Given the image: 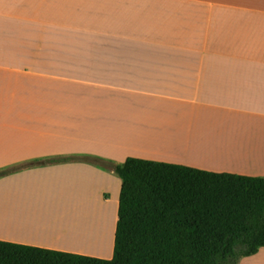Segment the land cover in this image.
I'll list each match as a JSON object with an SVG mask.
<instances>
[{
  "label": "crops",
  "instance_id": "crops-1",
  "mask_svg": "<svg viewBox=\"0 0 264 264\" xmlns=\"http://www.w3.org/2000/svg\"><path fill=\"white\" fill-rule=\"evenodd\" d=\"M77 155L264 176V0H0V168L34 163L0 240L113 258L122 181Z\"/></svg>",
  "mask_w": 264,
  "mask_h": 264
},
{
  "label": "trees",
  "instance_id": "trees-1",
  "mask_svg": "<svg viewBox=\"0 0 264 264\" xmlns=\"http://www.w3.org/2000/svg\"><path fill=\"white\" fill-rule=\"evenodd\" d=\"M113 168L121 179L114 256L102 259L0 240V264H239L264 247V176L128 157L49 158ZM0 169V177L33 166Z\"/></svg>",
  "mask_w": 264,
  "mask_h": 264
},
{
  "label": "bare ground",
  "instance_id": "bare-ground-1",
  "mask_svg": "<svg viewBox=\"0 0 264 264\" xmlns=\"http://www.w3.org/2000/svg\"><path fill=\"white\" fill-rule=\"evenodd\" d=\"M211 150H212V149H211ZM209 151H210V150H209ZM207 153H208V152H207ZM211 153L213 154L212 151H211ZM208 154H209V153H208ZM208 154H207V155H208ZM204 156H205V155H204ZM93 182H94V181H92L91 183L93 184ZM89 184H90V183H89ZM89 184H88V185H89ZM94 186H95V185H94ZM82 188H83V187H81V189H82ZM97 188L100 189L99 186H98ZM97 188H96V190H97ZM81 189H80V190H81ZM90 189H91V184H90ZM94 189H95V188H94ZM94 189H92V190H94ZM80 190H79V191H80ZM87 190H88V189H87ZM87 190L85 189V193H86ZM81 191H84V189H82ZM89 191H90V190H89ZM88 193H91V191L88 192ZM95 193H96V191H94L93 195H94ZM86 194H87V193H86ZM97 195H98V194H97ZM84 197H86V196H84ZM87 197H88V199H89V195H88ZM85 199H86V198H85ZM7 200H9V199H7ZM7 200H6L5 202H7ZM86 200H87V199H86ZM93 200H94V198H93ZM8 202H9V201H8ZM8 202H7V203H8ZM10 202H11V201H10ZM5 204H6V203H5ZM9 204H11V203H9ZM72 205H73V204H72ZM9 206H10V205H9ZM9 206H8L7 208H10ZM86 206H87L86 203H84V207H85V208H86ZM94 206H95V207H94ZM94 206L92 205V206H90V208L88 209L89 212H91L89 215H96V213H95L96 211H95V210H97L98 208H101V207H99V205H97V204L94 205ZM11 208H13V207H11ZM67 208L69 209V207H67ZM85 208H84L83 210H81L80 213H78L77 215H75L74 218H77V216H80V217L85 216V215L87 216L88 214H86V209H85ZM14 209H15V208H14ZM73 209H74V208H73ZM9 210H10V209H9ZM71 210H72V209H71ZM69 211H70V210H69ZM102 211H103V210H102ZM31 212H32V211H31ZM60 212H61V211H60ZM72 212H73V211H71V213H72ZM74 212H75V210H74ZM9 213H11V212L9 211ZM13 213H14V212H13ZM21 213H22V212H21ZM21 213H20V217H21ZM35 213H36V212H35ZM44 213H45V212H43V214H44ZM17 214H18V213H17ZM38 214H39V213H38ZM60 214H61V213H60ZM60 214H59V217H60ZM7 215H8V214H7ZM10 215H11V214H10ZM8 216H9V215H8ZM43 216H45V215H43ZM49 216H50V215H49ZM65 216H66V215H65ZM102 216H103V215H102ZM2 217H3V215H2ZM15 217H16V215H15ZM20 217H19V218H20ZM55 217H56V216H54V218H55ZM80 217H79V218H80ZM41 218H42V217H41ZM57 218H58V217H57ZM61 218H62V217H61ZM61 218H59V220H60ZM79 218H78V219H79ZM82 218H83V217H82ZM91 218H92V216H91ZM2 219H4V218H2ZM70 219H71V218H70ZM36 220H38V219H36ZM63 220H64V218H63ZM81 220H82V219H81ZM64 221H65V220H64ZM75 221H76V220H75ZM82 221L84 222V220H82ZM107 221H108V220H107ZM34 222H35V221H34ZM40 222H41V220H40ZM96 222H97V221H96ZM108 222H109V221H108ZM37 223H38V222L36 221L32 226H37L38 224H41V223H38V224H37ZM3 224H5V223L3 222ZM36 224H37V225H36ZM44 224H47V223H44ZM89 224H91V223L89 222ZM95 224H96V223H95ZM82 225H83V224H82ZM106 225H107V224H106ZM32 226L30 225V227H32ZM39 226H40V225H39ZM101 226H102V225H101ZM2 227H5V226L3 225ZM2 227H1V228H2ZM40 227H41V226H40ZM47 227H48V226H47ZM32 228H33V227H32ZM62 228H63V227H62ZM76 228H77V227H76ZM90 228H91V227H90ZM2 229H3V228H2ZM64 229H65V228H64ZM64 229H63V230H64ZM66 229H68V228H66ZM33 230L36 231V228H34ZM47 230L50 231L49 229H47ZM47 230L42 231V232H46V233H48ZM69 230H70V229L66 230V231H68L67 234H69V233L72 234L73 232H71V231H69ZM79 230H80V229H79ZM89 230H90V229H89ZM99 231H100V230H99ZM33 233H34V232H33ZM36 233H37V232H36ZM46 233H45V234H46ZM64 233H65V231L63 232V234H64ZM90 233H92V232H90ZM63 234H61V236H62ZM70 234H69V235H70ZM95 234H96V233H95ZM35 235H37V234H35ZM52 235L54 236L55 234H52ZM81 235H82V234H81ZM89 235H90V234H89ZM93 235H94V233H93ZM61 236H60V237H61ZM49 237H51V236H49ZM55 237H58V236H55ZM55 237H51V239L54 240ZM63 237H64V236H63ZM63 237H61L62 239L60 238V240H62V241H68V239H63ZM70 237H73V236H70ZM76 237H78V236L76 235ZM57 239H58V238H57ZM70 239H71V238H70ZM70 239H69V240H70ZM73 239H74V238H72V240H73ZM80 239H82V238H80ZM60 240H59V241H60ZM69 242H71V241H69ZM72 242H73V241H72Z\"/></svg>",
  "mask_w": 264,
  "mask_h": 264
},
{
  "label": "rangeland",
  "instance_id": "rangeland-1",
  "mask_svg": "<svg viewBox=\"0 0 264 264\" xmlns=\"http://www.w3.org/2000/svg\"><path fill=\"white\" fill-rule=\"evenodd\" d=\"M214 152H215V150H214ZM214 152H213V153H214ZM8 166H9V165H8ZM4 167H6V166H4ZM4 167H2V168H4ZM0 169H1V168H0Z\"/></svg>",
  "mask_w": 264,
  "mask_h": 264
}]
</instances>
